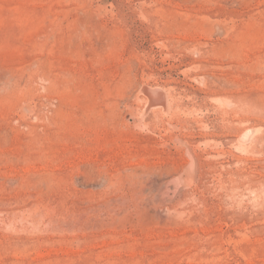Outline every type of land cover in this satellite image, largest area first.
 Wrapping results in <instances>:
<instances>
[{
    "label": "rangeland",
    "instance_id": "374dc122",
    "mask_svg": "<svg viewBox=\"0 0 264 264\" xmlns=\"http://www.w3.org/2000/svg\"><path fill=\"white\" fill-rule=\"evenodd\" d=\"M0 264H264V0H0Z\"/></svg>",
    "mask_w": 264,
    "mask_h": 264
},
{
    "label": "bare ground",
    "instance_id": "6f19581e",
    "mask_svg": "<svg viewBox=\"0 0 264 264\" xmlns=\"http://www.w3.org/2000/svg\"><path fill=\"white\" fill-rule=\"evenodd\" d=\"M159 96H160V95H159ZM162 97H163V96H162ZM162 97H161V98H162ZM163 98H164V97H163ZM156 100H157V99H156ZM156 100H155V101H156ZM163 100H164V99H163ZM161 101H162V100H161Z\"/></svg>",
    "mask_w": 264,
    "mask_h": 264
}]
</instances>
